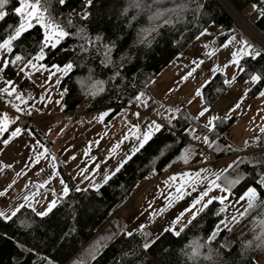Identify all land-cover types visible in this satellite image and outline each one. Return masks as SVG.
<instances>
[{
    "label": "trees",
    "instance_id": "16d2710c",
    "mask_svg": "<svg viewBox=\"0 0 264 264\" xmlns=\"http://www.w3.org/2000/svg\"><path fill=\"white\" fill-rule=\"evenodd\" d=\"M224 1L243 18L255 15L252 25L264 34V0ZM19 6V0H8L4 6L7 14L0 20V43L15 34L20 22L14 9ZM46 7L69 35L55 47L46 45L43 29L34 22L12 42L8 60L18 55L33 61L43 51L44 67L67 68L59 83L64 92L62 111L112 108L114 114L137 98L153 77L207 27H216L215 47L233 33H240L219 0H65L63 4L48 0ZM259 52L255 59L248 56L240 61L246 71H240L238 82L249 74L264 73V51ZM21 67L22 62L10 64L4 73L15 79ZM20 87L35 89L27 79ZM263 87L261 79L248 94L255 96ZM226 89L223 75L217 73L201 89L204 103L212 105ZM171 120L176 133L161 128L99 187L79 189L59 167L69 192L51 212L39 216L22 206L10 219L0 216V264H148L151 260L159 264H257L255 259L264 257V203L255 204L246 215L239 214L210 240L225 216L222 205L213 201L179 235L165 230L148 248L144 247L149 243L146 232L128 235L124 223L116 219L117 213L146 186L152 172L181 162L189 151V157L201 153L182 137L190 128L201 138L208 136L207 150L217 161L235 157L234 166L220 178L227 186L228 181L239 179L231 186L233 195L240 196L253 187L258 200L264 201L260 185L264 180L263 151L231 147L225 132L234 118H218L213 131L200 125L185 109L178 110ZM18 123L44 141L29 120L19 119ZM7 137L6 132L0 141ZM3 146L0 142V151ZM104 232L109 234L106 245L98 255L84 260L87 245Z\"/></svg>",
    "mask_w": 264,
    "mask_h": 264
},
{
    "label": "crops",
    "instance_id": "0c3cea01",
    "mask_svg": "<svg viewBox=\"0 0 264 264\" xmlns=\"http://www.w3.org/2000/svg\"><path fill=\"white\" fill-rule=\"evenodd\" d=\"M1 79L2 78H0V86L5 81ZM249 81L251 83L253 82L252 80ZM240 83L242 82H238V85ZM202 84L204 83H201L200 86H202ZM227 90L228 86L226 91ZM248 91L246 90L247 95H249ZM225 92L212 105H204L200 111L204 108H208L209 110L202 117L199 116L200 112L195 114L188 108L185 110L203 127L212 117H217V119L221 117L225 119L234 118L235 121L233 125L225 132V137L231 147L246 152H249V148H252L253 151L261 149L264 157V131H262L264 130V125L255 136L245 134L243 139L239 142L237 136H235L233 132L234 127H236L239 122V116L231 115L229 117V114L231 113V107L240 100V97L239 95L236 96L234 103L231 104L228 100L233 96L230 94L225 96ZM0 108V120H2V111L4 108L2 109L1 106ZM111 112L112 111L108 109L96 111L90 116V122L87 124H80L77 121L60 124L61 116L59 114L57 116L59 119L55 118L51 120V122H49L50 125L48 124L46 126L43 123L48 120L47 118L52 119L53 117H45L47 115H45L43 111L39 112L36 121L41 124H31L45 137V139L44 141H40L35 137L36 141L40 143L39 145L42 146V149L33 159V162L24 169L21 176H15V172L9 167L10 164L0 165V179H7L5 183L0 186V212L4 213L2 217L8 219L12 216V213L19 210L21 206L32 209L38 215V213L45 212L52 201H56L57 204L61 198L65 197L66 195L63 190L64 186L61 183L62 178L58 173L59 167L65 169L79 189L97 188V185L92 184L98 182L101 184V182H105V177L112 175L118 167L125 163L141 148L140 140L137 139V136L147 131V126L149 124L155 121L160 115H166L172 119L177 111H169V113H167L166 110L160 111V107H154V105H149L141 100L140 111L137 112L139 115H136V113L134 116L136 121L135 126H128L123 122L122 116L125 115L124 109L114 114H111ZM19 119L26 118L20 117ZM19 119H17L16 125L11 122L13 121L11 118L6 122L8 124V130L11 129L14 131L15 128L19 127L21 133L13 138L7 132L8 143H4V149L19 147L17 145L18 141L21 142L22 139L28 138V136L25 135L30 131L21 128L18 123ZM216 120H214L213 125ZM157 132L158 131L154 130L151 137ZM125 137H127V139H125ZM249 139H254V141H246ZM193 140H197V138ZM207 147L208 143L205 144L203 148ZM231 162L233 163L229 165ZM234 162V156L222 158L215 163L209 162V159L202 153H195V155L187 159V162H185L182 157L181 162L175 164L177 166L171 172H167L165 176L158 178L154 182L147 183L146 186H144L135 197L117 213L116 219L124 223L126 234L129 232L132 234L146 232L147 237H149L151 236L149 229L151 223L163 213L171 211V206L175 204L178 207L183 206V211L177 216L175 222V230L180 232L184 226L201 211V205H196L194 208L190 209V205H192L199 193L207 188L209 181L215 179V174L221 172L225 174L230 166H233ZM173 176H176L178 179L172 180L171 178ZM95 177V182L91 184L89 181H92L91 179ZM188 178H193L191 186L187 183ZM216 182L221 188L211 190L209 196L205 197L202 203H206L211 197L226 196L227 199L223 204L219 202L223 207L225 202L232 203V198H239L246 192L245 191L240 196H235L231 192L232 187L227 192L221 191V189L227 187V184L223 183L220 179ZM181 184L184 185V191L190 194L178 192ZM99 186L100 185H98V187ZM193 186L196 187V191L192 190ZM10 193L13 194L11 195ZM181 196V200L177 202ZM246 206L247 205H243L234 217H237ZM186 209L190 210L186 211ZM177 221L180 222L177 223ZM167 224L168 222H164L161 226V230L167 228ZM225 227H221L220 230ZM178 228L180 231H178ZM147 229H149V231H147ZM170 232L177 235L173 233V231Z\"/></svg>",
    "mask_w": 264,
    "mask_h": 264
},
{
    "label": "rangeland",
    "instance_id": "374dc122",
    "mask_svg": "<svg viewBox=\"0 0 264 264\" xmlns=\"http://www.w3.org/2000/svg\"><path fill=\"white\" fill-rule=\"evenodd\" d=\"M29 2H31V0H29ZM219 2L232 15L241 34L235 32L221 46L215 47L213 41L217 35L216 27H207L200 35H198V38L189 47L179 53L175 60H173L158 75L154 76L147 84L146 89L140 92L137 97L139 96V100H142L144 103L154 105V107H160V111L166 110L167 113H169V111L174 112L188 108L193 111V113L197 114L205 105L202 96L196 95L197 90H201L214 75L220 73L223 75L225 85L228 86L225 96H227V94L233 96L228 101L232 104L234 103L236 96L239 95L240 97V100L231 107V113L229 114V117L231 115L239 116V122L237 126L234 127L233 132L235 133V136H237V140L240 142L245 134L255 136L264 125V95H261V93H264V87L255 96L247 95L246 90H250L254 85V82L251 83L249 81L251 80L250 77L252 74L247 75L244 78V82L238 85V82L235 80H237L240 71H238L233 60L239 59L240 62L244 57H248L245 53L252 50L259 51L261 49L264 51V34L252 25L255 15H250V17H248L249 19L243 18L231 10L224 0H219ZM22 19L23 17L19 16L20 23ZM46 19H48L47 16ZM34 22L35 21H33V23ZM39 25L43 29L46 39V33L49 30L42 27L41 24ZM245 42H247V45L251 46V48L246 46ZM52 43H55V37L52 38ZM209 53L212 54L209 55ZM234 53L236 54L235 57L233 56ZM8 54L9 52L0 49V78H2L1 80H5L1 84L0 89H10L11 87H15L17 92L12 96L0 92V106L2 109L4 108L2 114H7L9 118L15 121L14 125H16L17 117H24L26 118L24 120H29L33 125L38 124L39 122L36 121L37 116L31 117L30 111L32 110L38 113L43 111L45 115H47L45 117H53L52 119L47 118L48 120L43 123L45 126L48 125L51 120H54L55 118L59 119L57 116L62 112L64 97V92L59 89V83L68 69L44 67L41 64L43 57L39 60L36 59L37 56H40L41 53H39L32 61L33 64L36 65L35 68L23 67L24 70L19 71L15 79H10L4 73L6 67H3V61L8 60ZM200 61L203 62L200 63ZM193 69H195V71H193ZM189 72H192V75L186 80L183 79ZM26 79L35 85V89L31 90L25 87H20V84ZM8 82H11V85H9ZM201 83L204 84L200 86ZM17 95H20L22 99H17ZM237 104H239V107H235ZM17 108L22 109V111L18 112ZM11 132V129L8 130L9 134ZM25 136H28V138L26 137L25 139H22L21 142L18 141L17 145L19 147L13 149H4L3 147L0 152V165L10 164L9 167L15 172V176H21L24 169L33 162V159L42 149V146L39 145L40 143L36 141L35 136L31 132L26 133ZM185 137L190 140L197 138L199 146L205 147L206 143L203 142V138L196 135L192 128L185 133ZM254 139L246 141L253 142ZM232 163L233 162L229 165ZM176 166L177 165L168 167L165 170L171 172ZM5 180L7 179H0V186L5 183ZM91 180L92 181L89 182L92 184V182H95L96 177ZM103 182H101V184ZM101 184L98 182L92 185H97L98 187V185ZM10 194L12 195L13 193ZM241 197L232 198V203L225 202L223 206L225 216L222 220L224 223L219 224V229L228 226L233 220L232 218L237 214V211H239L243 205H246V201L241 200ZM180 200L181 197L177 202ZM182 211L183 206L178 207L174 204L171 206V211H167L156 218L149 227L151 233V236L148 237L149 242L153 241L165 230L169 228L172 229L171 227L176 229V218ZM164 222H168L166 225L168 227L161 230V226ZM179 222L180 221H177V223ZM149 229H147V231H149ZM178 231H180L179 228ZM108 238L109 234L107 232L95 236L85 248L83 259L87 261L98 255L101 252V249L106 245ZM255 260L257 264H264V257H257ZM148 264L159 263L155 260H151Z\"/></svg>",
    "mask_w": 264,
    "mask_h": 264
},
{
    "label": "snow or ice",
    "instance_id": "6c2138e0",
    "mask_svg": "<svg viewBox=\"0 0 264 264\" xmlns=\"http://www.w3.org/2000/svg\"><path fill=\"white\" fill-rule=\"evenodd\" d=\"M48 0H31V2H29V0H19L20 3V7H17L14 9L15 13L21 17H23L21 23L19 24V26L15 29V34L14 35H10L8 39L3 40V43H0V49L6 51V52H11L12 51V42L14 40H16L18 37L21 36V34L25 31H27L28 29H30L31 27H33V21H35L36 23L41 24L42 27H44L45 29H48L49 31L46 33V41L45 44H49L51 43L52 47H55L56 44H58L60 42L61 39L67 37L69 35V33L67 31H65L63 29V27L59 26L58 24L55 23L54 18H51V14L48 12V8L46 7ZM59 2L61 4H63L65 2V0H59ZM8 3V0H0V20H3L4 17L6 16V12L3 11L4 6ZM27 9V11H26ZM45 14H47V16L49 17L48 19H46ZM55 37V43H52V38ZM246 46L247 42H245ZM249 48H251V46H248ZM212 53H209V55H211ZM245 55L250 56L251 58L255 59L257 57H259L261 55V53L259 51H249L247 53H245ZM233 56L235 57L236 54L234 53ZM43 57V51H41L40 56H37L36 59L39 60ZM23 63L24 67H32L35 68L36 65L33 64L32 60H27L25 61L21 56H15V59L12 61L9 60H4L3 61V67H7L10 64H17V63ZM203 61H200V63H202ZM233 63L236 64L238 71H246V69H244L239 62V59H234ZM198 66V65H197ZM69 69L71 68V65L67 66ZM24 68L21 67L20 71H23ZM193 71H195V69H193ZM192 75V72H189L187 74V76H185L183 79H187L189 76ZM251 80L253 82H259L261 79H264V73H255L251 75ZM235 79V78H233ZM9 85H11V82H8ZM0 92H3L4 94L8 95V96H12L14 93L17 92V89L15 87H11L9 88H4V89H0ZM143 95V94H141ZM197 96H201L202 95V91L201 90H197L196 92ZM261 95H264V93H261ZM17 99H22V97L20 95L16 96ZM137 99L139 100L140 97L138 96ZM235 107H239V104H237ZM208 108H204L202 111H200L199 116H204L205 113L208 111ZM17 111H22V109L17 108ZM136 115H139L138 113ZM17 119H19V117H17ZM217 117H212L211 119L208 120V123L204 126L206 129H208L209 131H213L214 130V125L213 122L214 120H216ZM7 121H9V117L7 116V114L3 115V119L0 120V135H3L4 133L8 132V124L6 123ZM12 123H15V121H11ZM161 128V125L156 123L155 121H153L151 124H149L147 126V131H145L142 135L137 136V139L140 140V147H143V144L145 142H147L150 138L151 135L153 133V131H159ZM264 131V130H262ZM21 133V129L19 127L15 128L14 131H12L10 134L13 138L17 137L18 135H20ZM125 139H127V137H125ZM2 143H8L7 139H4L3 141H0ZM203 142L204 143H210L209 142V138L207 135H205L203 137ZM135 151V149H134ZM191 155V152H187L185 153V156L183 157L185 162H187L188 157ZM235 163V162H234ZM234 166V165H233ZM232 167V166H230ZM116 171H119V167L116 169ZM223 175V172L215 174V179L211 180L208 182V186L207 188L203 191L200 192L198 197L193 201L192 205H190V209L194 208L196 205H201V209L203 210L204 208H207L208 205H210L211 203H213V201H218L221 204L224 203V201L227 199L226 196H217V197H211L207 200L206 203H202L204 201L205 197L209 196V192L213 189H220L221 186L216 182L217 180L220 179V177ZM108 177H105V180H107ZM172 180H177L178 178L176 176H173L171 178ZM192 179L193 178H188L187 179V183L188 185H192ZM62 185L64 186L63 190H64V194L67 195L69 192V188L67 187V185L64 184V181H61ZM239 183V179H234L231 181H228V186L226 188L221 189V191H225L227 192L232 185ZM260 185L262 188H264V180L260 181ZM79 190V189H77ZM193 191H196V187H192ZM178 192L182 193V194H190L184 191V185L181 184L180 189H178ZM182 198V196H181ZM241 200H245L246 201V209L244 212L240 213L241 216L246 215L249 211H251L253 209V207L255 206V204L257 203H264V201H259L258 200V193H257V189L250 187L249 189H247V191L245 192V194L241 197ZM56 206V201H52L49 205L48 208L46 209L45 212L43 213H38V215H47L49 212L52 211V209ZM22 207V206H21ZM190 209H186V211L190 210ZM4 213L0 212V216H3ZM16 213L13 212L12 216H15ZM195 218V217H193ZM10 219V217H9ZM179 219V218H178ZM233 220H235V217L232 218ZM221 223H224L223 221ZM175 234L179 235V232H177L175 230V228L171 229ZM220 231L219 226L217 227L216 231H214L211 236H210V240L214 239L215 236L218 234V232ZM128 235H132L131 232L127 233ZM152 242L146 243L144 245L145 248H148L151 246Z\"/></svg>",
    "mask_w": 264,
    "mask_h": 264
},
{
    "label": "built area",
    "instance_id": "2783aa9c",
    "mask_svg": "<svg viewBox=\"0 0 264 264\" xmlns=\"http://www.w3.org/2000/svg\"><path fill=\"white\" fill-rule=\"evenodd\" d=\"M125 115L122 116L123 122L128 126H135V114L140 111V101L135 98L133 99L128 105H126L124 108ZM108 110H112V108H108ZM1 111V108H0ZM31 117L38 116V112L32 110L30 111ZM95 112H84V111H78V110H69V111H62L60 113L61 120L60 124L64 123H72V122H79L80 124H87L90 122V116L93 115ZM156 123L161 125V128H164L168 130L169 132L176 133V129L172 123L171 118H169L166 115H160L155 120ZM182 137L186 140H188L194 147H196L204 156L209 159V162L215 163L217 162L216 157L207 150V148L200 147L198 142L196 140H190L185 137V134L182 135ZM253 151V149L249 148V152ZM248 152V151H247ZM167 174V171L164 170L162 172L154 171L148 176V183L154 182L158 178L165 176Z\"/></svg>",
    "mask_w": 264,
    "mask_h": 264
}]
</instances>
